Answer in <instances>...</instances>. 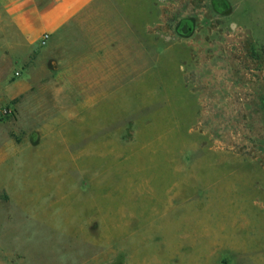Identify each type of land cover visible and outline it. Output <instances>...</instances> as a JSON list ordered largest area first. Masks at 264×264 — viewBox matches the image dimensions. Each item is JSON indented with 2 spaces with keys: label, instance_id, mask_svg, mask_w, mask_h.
Returning a JSON list of instances; mask_svg holds the SVG:
<instances>
[{
  "label": "rangeland",
  "instance_id": "obj_1",
  "mask_svg": "<svg viewBox=\"0 0 264 264\" xmlns=\"http://www.w3.org/2000/svg\"><path fill=\"white\" fill-rule=\"evenodd\" d=\"M10 21L0 264H264V0H96L33 46Z\"/></svg>",
  "mask_w": 264,
  "mask_h": 264
},
{
  "label": "crops",
  "instance_id": "obj_2",
  "mask_svg": "<svg viewBox=\"0 0 264 264\" xmlns=\"http://www.w3.org/2000/svg\"><path fill=\"white\" fill-rule=\"evenodd\" d=\"M95 1L0 0V33L8 26L4 24L5 19L11 18L10 32L18 37L19 43L33 46L44 33L49 34L52 41Z\"/></svg>",
  "mask_w": 264,
  "mask_h": 264
},
{
  "label": "built area",
  "instance_id": "obj_3",
  "mask_svg": "<svg viewBox=\"0 0 264 264\" xmlns=\"http://www.w3.org/2000/svg\"><path fill=\"white\" fill-rule=\"evenodd\" d=\"M16 75H19V73H18V72H16Z\"/></svg>",
  "mask_w": 264,
  "mask_h": 264
}]
</instances>
